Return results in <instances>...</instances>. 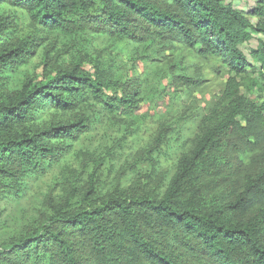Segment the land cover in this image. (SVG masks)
<instances>
[{"label":"trees","instance_id":"16d2710c","mask_svg":"<svg viewBox=\"0 0 264 264\" xmlns=\"http://www.w3.org/2000/svg\"><path fill=\"white\" fill-rule=\"evenodd\" d=\"M226 1L0 0V6L25 12L44 33L91 30L136 43L178 40L188 49L199 47L202 56L217 59L228 73L219 121L178 160L163 195H116L92 204L95 186L90 179L74 207L75 188L59 203L49 199L50 215L43 217V227L10 238L0 251V264H185L184 255L202 257L208 264H264V101L255 104L241 96L238 82L254 63L264 82V47L250 52L253 64L240 50L252 34L264 36V0L246 13L232 5L241 0ZM39 42L36 36L16 38L7 18L0 17L4 199L23 196L27 184L58 165L70 154V143L86 132L83 118L38 127L45 112L72 113L92 99L107 114L126 113L139 101L135 96L109 97L107 79L90 74L81 61L55 69L42 82L26 79L15 86L18 68L33 58ZM251 151L256 152L252 164L257 168L245 174L242 190L231 202L202 207L181 200L206 158L235 166L239 154ZM239 215L243 217L233 219Z\"/></svg>","mask_w":264,"mask_h":264},{"label":"rangeland","instance_id":"374dc122","mask_svg":"<svg viewBox=\"0 0 264 264\" xmlns=\"http://www.w3.org/2000/svg\"><path fill=\"white\" fill-rule=\"evenodd\" d=\"M257 1H234L232 5L246 13L255 8ZM0 17L7 18L16 38L36 36L40 40L33 58L18 68L15 86L26 79L42 82L55 69L81 61L90 74L107 79L109 97L126 95L139 100L126 113L107 114L101 104L89 99L75 112L50 110L41 116L36 122L38 127L83 118L86 132L70 143V154L58 165L27 184L23 196L0 197V251L10 238L43 227V217L50 215L49 199L59 203L75 188L78 197L72 204L76 206L90 179L95 186L92 204L116 195L160 197L178 160L189 154L196 138L220 119L218 107L228 73L217 59L202 56L199 47L188 49L178 40L150 38L136 43L91 30L72 35L44 33L25 12L3 5ZM250 21L257 23L253 18ZM262 47L264 36L254 33L240 50L252 63L250 52ZM253 65V70L238 79L239 93L261 104L264 82L259 80V64ZM255 81L257 85L253 87ZM255 153L239 154L235 166H229V161L222 165L223 159L209 156L205 164L198 166L189 181L187 195L181 200H193L202 207L231 202L241 192L245 174L257 168L252 164ZM240 217L243 215L233 219ZM182 261L208 264L204 258L193 255H184Z\"/></svg>","mask_w":264,"mask_h":264}]
</instances>
